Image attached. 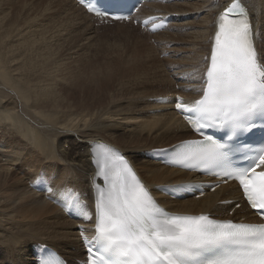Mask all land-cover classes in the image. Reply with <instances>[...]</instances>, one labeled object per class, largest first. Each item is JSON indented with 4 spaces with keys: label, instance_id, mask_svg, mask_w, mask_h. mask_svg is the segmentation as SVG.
<instances>
[{
    "label": "bare ground",
    "instance_id": "obj_1",
    "mask_svg": "<svg viewBox=\"0 0 264 264\" xmlns=\"http://www.w3.org/2000/svg\"><path fill=\"white\" fill-rule=\"evenodd\" d=\"M35 1L43 5L41 10L44 9L45 21L42 18L38 26L34 20L28 22L26 33L15 35L13 29H5L7 26L3 25V19L0 20V264H34L31 258L32 247L39 244L54 247L69 264H79V260L85 257V249L79 238L77 223L45 200L43 194L33 191L29 182L44 171L53 177L56 188L64 189L67 186L75 189L79 195H87L93 205L94 186H104L98 178L94 179L96 169L92 163L90 145L96 143L120 149L131 160L144 184L153 192L157 193L160 187L173 186L178 178L190 180L191 175L163 167L145 159L143 155L147 151L170 147L194 137L173 111L175 95L182 93L187 101L199 98L219 17L233 0H201V6L192 10L186 8H190V5L196 7L193 2L199 3V0H192L186 7L181 4L185 0H174L173 4L168 0L166 3L144 5L140 11L141 17H175V21L162 33L153 35L146 29H139L148 33L143 35L150 41L156 42L157 45L152 44V55L155 53L160 58L158 55L171 53L170 58L163 61L164 64L155 57L154 60L162 64L157 63L161 65L160 72L152 76L154 80L147 76L156 82L158 92L142 100L132 98V101L113 104L128 95L118 92L116 98L97 108L93 106L94 88L83 81L71 82L83 76L87 70H81L80 65L67 68L74 62H68L66 69L62 64L70 60L69 56L73 58L79 55L83 46L88 45L86 42L102 26L75 0ZM55 2L65 7L63 12L74 25L86 26L84 36L82 33L71 35L69 26L62 27L53 22L56 24L57 35L67 37L63 41L64 45L58 43L56 38L53 39L49 23L52 24L51 20L58 15ZM240 2L250 15L256 32L255 46L264 62V29H261L264 26V0ZM202 13L206 15L202 17ZM129 25L121 27H134ZM11 42L20 45L11 51ZM170 45L173 46L169 50ZM182 52L190 53L191 56L174 61L175 55ZM146 53L143 54L144 58ZM57 72L60 75L56 77ZM95 77L93 75L92 81ZM181 78L183 81L179 82ZM61 84L74 91V100L79 99L75 104L67 107L62 105L64 100L58 99V91L63 89ZM104 94L105 90L101 96ZM159 97H169L174 101L160 105L155 101ZM151 99H154L153 102H150ZM134 101L147 103L148 109L136 114ZM136 117L149 120L138 123L135 122ZM116 122H119V126ZM232 201L241 203L240 193L234 184L223 186L214 193H206L200 200L190 198L175 201L162 197L163 204L168 208L184 213H210L232 219L253 216L245 206L230 216L234 207ZM47 224L60 227L63 238L67 237L69 243L50 236ZM48 242L53 246L46 244Z\"/></svg>",
    "mask_w": 264,
    "mask_h": 264
},
{
    "label": "snow or ice",
    "instance_id": "obj_2",
    "mask_svg": "<svg viewBox=\"0 0 264 264\" xmlns=\"http://www.w3.org/2000/svg\"><path fill=\"white\" fill-rule=\"evenodd\" d=\"M79 2L89 12L116 21L129 19L136 8L132 0ZM255 41L246 9L233 0L217 23L201 99L175 104L203 139L177 145L170 166L211 171L225 182L236 180L247 203L264 218V170L257 172L264 169V64ZM257 127L262 133L257 145L240 142ZM209 129L222 132L223 138L208 134ZM90 154L94 179L103 177L106 187L94 186L95 235L88 241L85 264H264V224L170 214L119 150L96 143L90 145ZM237 155L249 164L236 167ZM62 195L65 207L77 208L80 218L93 220L75 189L66 186ZM37 264L66 262L38 257Z\"/></svg>",
    "mask_w": 264,
    "mask_h": 264
},
{
    "label": "rangeland",
    "instance_id": "obj_3",
    "mask_svg": "<svg viewBox=\"0 0 264 264\" xmlns=\"http://www.w3.org/2000/svg\"><path fill=\"white\" fill-rule=\"evenodd\" d=\"M59 1H61V0H59ZM191 1L192 0H189V1L185 0L183 3L181 2V4H184V6L186 7L190 4ZM200 1L201 0H199V3H197L196 1L193 2V4L196 7H194L193 5L192 6L190 5V6H188L190 8H186V9L188 10L191 8L194 9V8L200 7L202 4V3H200ZM185 2H187V5ZM55 4L57 7L56 11H57L58 15H57V18L51 20L53 26H52V24L49 23L50 30L53 31V33L51 35V36H53V39L56 38L55 40L58 43H61L62 45H64V42L66 41L65 39L67 38V37H61V36L57 35V33L55 32L56 31L55 30L56 24H54L53 22L58 23V25H60L62 27L69 26L71 28V30H70L71 35H74L77 33H82L84 36V29L86 26L74 25L67 18L66 14L63 12V9L65 7L63 5H61L59 2H55ZM207 5H208V3H206V6ZM41 7L43 8V5H40L35 0H0V20L3 19L2 20L3 25L7 26L5 29L9 30L8 28H10V29L12 28L14 31L13 33L15 35L16 34L19 35V32L20 33H26L27 29H28V25H27L28 22L34 20L37 22V23L35 22V24L38 26L42 22L41 21L42 18L45 21L44 9L41 10L42 9ZM205 15L206 14L204 13L202 15V17H204ZM187 17H189V15ZM199 17H201V16H199ZM197 19H198V17H197ZM198 20H200V19H198ZM134 25H129V26H134L132 28L126 27V26L121 27L122 25H120V26H118V25L102 26V27L98 28L99 30L97 29L96 32L93 34V36L89 39V41L91 40V42H89V41L86 42V44H88V45L83 46L84 49L79 52V55L73 56V58H71L72 56H69L70 60L66 61V62H64V64H62L65 68V65L68 64V62H74V63H71L70 65H68L67 68H72V67L76 68L78 65H80L81 70H87V72L83 76L77 77L75 80H71V82L74 83V81L75 82L83 81L88 86H91L94 88L95 99L93 100V106L96 108L101 107L102 105L106 104L107 101L112 100V98L113 99L116 98L118 95V92L128 94V95L125 97H122L120 99H117V101H115V103H113V104H121V103L127 102L128 100H131L132 98H138L137 100H142L145 98H149L151 96L153 97L154 93L158 92V89L156 88V84H155L156 82H153L152 79H149V77H152V76H154V74L160 72V70H159L161 68L160 66L162 64H164L163 61L165 59L170 58L171 53H164L162 55H158L160 58L156 57L157 54L155 55V53H153V55H152V51H153L152 44H156V42H154V40L150 41L145 36V34L143 35V33H145V32L139 30L138 25H136L135 23H134ZM261 29H264L263 25H262ZM15 30H17V31H15ZM38 30H40V28ZM124 30H127V31H124ZM189 31H191V30L189 29ZM0 33H1V31H0ZM172 33H173V30H172ZM127 34H129V35H127ZM128 36H130V38ZM126 38H128L129 40ZM258 40H259V38H258ZM74 42H73V44H74ZM18 45H20V44L11 42L12 47L10 48V50L13 51V50L17 49L19 47ZM78 46H79V44H78ZM172 46L173 45H170L168 47L169 50L172 48ZM144 47H145V50L147 49L146 51L144 50ZM163 47H164V45H163ZM198 48H201V47H196L195 49H198ZM84 51H85L86 55L85 54L83 55ZM86 51H88L90 53H87ZM148 51H150L151 53L149 52L147 54L146 52H148ZM161 52H164V50H162ZM144 53H146V55H145L146 58H144V55H143ZM149 54H150V56H152V58L149 56ZM172 54H176V53H172ZM189 54L190 53L185 54L182 52L180 54H176L173 59H174V61H178V60L181 61L184 57L188 56ZM189 56H191V55H189ZM155 57L158 59V61L161 60L162 64H161V62H156L154 60ZM149 58H151V59H149ZM75 60H77V61H75ZM80 60H81V62H80ZM157 63L158 64L160 63L161 65H158ZM167 66L170 67L169 65H167ZM110 70L113 72V74ZM174 70H175V68L173 70H171V72H173ZM93 71H96V73H94ZM194 72H195V74H197L196 71H194ZM56 74H57V75H55L56 77L58 75H60L58 72ZM200 74L202 75L203 72L201 71ZM93 75H96V77L92 81ZM109 75H113V76H109ZM65 76H67V79H69V75L66 74ZM147 76H149V77H147ZM59 80H61V78ZM153 80H154V78H153ZM157 80H159V79L157 78ZM198 80H199V78H198ZM182 81H183V79L179 82H182ZM146 82H148V83L146 84ZM149 83H150V85H149ZM60 86L63 89H60L58 91V96H59L58 99L64 100V104H62L64 107H67L69 104L73 105V104H75V101L79 100V99L74 100V97L72 96V92H74V91L71 88L65 87V85H63V84H61ZM159 89L161 91H163L161 88H159ZM104 90H105V94H104V96H101L103 94ZM174 91L176 92L175 89H174ZM187 91H189V90H187ZM110 92H111V96L109 95ZM144 92H146V93H144ZM141 93H142V95L140 96ZM157 95L158 94H155V96H157ZM131 101H129V102H131ZM148 106L149 105L147 103L143 104L140 101H138V102L134 101V104H133V108L136 110V114H138L142 111H146L148 109ZM96 111L98 112V110H96ZM136 114H135V116H136ZM151 118H153V117H151ZM147 120H149V119H141V118L136 117L135 122L143 123V122H147ZM116 123H117V126H119L118 125L119 122H116ZM122 132H123V130H122ZM64 146L66 148L68 147L66 144H64ZM47 227L49 228V235L50 236L58 237L62 241L68 242L67 237L63 238L64 234L60 230V227L54 226L51 224H47ZM46 244L53 246V244L49 243V242Z\"/></svg>",
    "mask_w": 264,
    "mask_h": 264
}]
</instances>
